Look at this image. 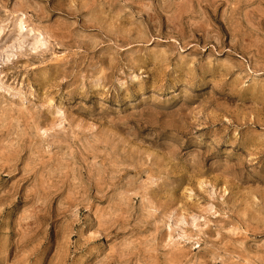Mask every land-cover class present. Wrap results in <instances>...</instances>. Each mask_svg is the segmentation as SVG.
Masks as SVG:
<instances>
[{
  "label": "rangeland",
  "instance_id": "rangeland-1",
  "mask_svg": "<svg viewBox=\"0 0 264 264\" xmlns=\"http://www.w3.org/2000/svg\"><path fill=\"white\" fill-rule=\"evenodd\" d=\"M0 264H264V0H0Z\"/></svg>",
  "mask_w": 264,
  "mask_h": 264
}]
</instances>
